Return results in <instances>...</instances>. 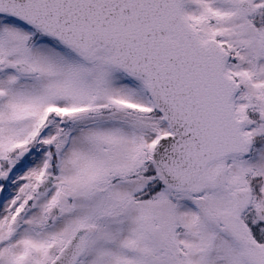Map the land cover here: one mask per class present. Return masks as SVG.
<instances>
[{"label": "snow or ice", "instance_id": "snow-or-ice-1", "mask_svg": "<svg viewBox=\"0 0 264 264\" xmlns=\"http://www.w3.org/2000/svg\"><path fill=\"white\" fill-rule=\"evenodd\" d=\"M0 264H264V0H0Z\"/></svg>", "mask_w": 264, "mask_h": 264}]
</instances>
